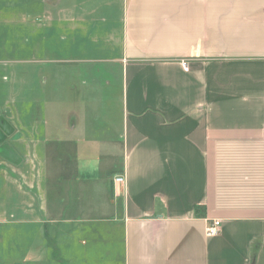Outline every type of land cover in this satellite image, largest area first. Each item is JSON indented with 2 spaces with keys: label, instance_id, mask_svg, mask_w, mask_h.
<instances>
[{
  "label": "crops",
  "instance_id": "crops-1",
  "mask_svg": "<svg viewBox=\"0 0 264 264\" xmlns=\"http://www.w3.org/2000/svg\"><path fill=\"white\" fill-rule=\"evenodd\" d=\"M2 40L0 264H264V0H0ZM56 59L122 68L101 183L31 110Z\"/></svg>",
  "mask_w": 264,
  "mask_h": 264
},
{
  "label": "rangeland",
  "instance_id": "rangeland-1",
  "mask_svg": "<svg viewBox=\"0 0 264 264\" xmlns=\"http://www.w3.org/2000/svg\"><path fill=\"white\" fill-rule=\"evenodd\" d=\"M17 12V9H16ZM34 40L38 41L34 38ZM17 42V41H16ZM10 40V49L7 48V41H0V46H5L8 55L4 53L0 56V114L8 113L16 117V104H9L8 100L15 97L13 94V86L16 83V78L11 76L4 67H16L17 51L14 49L13 43ZM30 40L25 44V54L29 52ZM34 42V41H33ZM46 39H42L40 50L43 51ZM41 54V53H40ZM1 55V54H0ZM79 55L77 58H80ZM84 57V56H82ZM43 58V56L41 57ZM48 60L49 58L46 57ZM53 58V57H51ZM55 60V59H54ZM46 61L40 67H45L44 71L51 69V79L48 82L47 88H39V98L31 107L33 114L39 115V128L43 131L45 127H49V115H64L69 114V111H74L77 114L78 122L74 125L77 130L71 132L65 130L64 126H69V122L61 124L60 121L51 119V133L54 131L57 135L70 136L76 138L78 144H74L73 151L76 152L80 149V156L85 163V167H89L90 173L93 169L96 172L98 183L106 180L107 176L102 177L104 165V152L103 144H108V141L118 140L120 138V122H121V109H122V68L111 67L102 65H80V64H66L63 60L56 59L57 62ZM18 67H33L30 65H17ZM51 67V68H49ZM57 67V70H54ZM100 71L97 75V71ZM95 77H92L91 74ZM89 74V76H88ZM15 78V80H14ZM83 83L86 87H84ZM83 88V90L81 89ZM38 89H35L37 92ZM82 91L83 93H81ZM103 94V96H102ZM36 99V96H35ZM104 100V101H102ZM20 105V104H19ZM60 118V117H59ZM69 121V119H68ZM58 131V132H57ZM62 131V132H60ZM45 133V132H44ZM106 135V137L104 136ZM47 136V135H46ZM78 138L82 139L79 142ZM109 138L107 141L106 139ZM87 147L94 149L93 153L87 151ZM98 148V149H97ZM91 154V155H90ZM90 155V157H89ZM88 158L89 161L84 159ZM92 157V159H90ZM83 163V162H82ZM82 163H79V168ZM77 167L74 166V168ZM82 169V168H81ZM92 177L95 174L92 172Z\"/></svg>",
  "mask_w": 264,
  "mask_h": 264
},
{
  "label": "built area",
  "instance_id": "built-area-1",
  "mask_svg": "<svg viewBox=\"0 0 264 264\" xmlns=\"http://www.w3.org/2000/svg\"><path fill=\"white\" fill-rule=\"evenodd\" d=\"M183 68L185 71L189 70V66L187 62H183ZM125 179L123 176H118L115 178V183H124ZM221 228V222L220 221H214L211 223L207 229H206V236L207 237H216L220 233Z\"/></svg>",
  "mask_w": 264,
  "mask_h": 264
},
{
  "label": "water",
  "instance_id": "water-1",
  "mask_svg": "<svg viewBox=\"0 0 264 264\" xmlns=\"http://www.w3.org/2000/svg\"><path fill=\"white\" fill-rule=\"evenodd\" d=\"M1 121V120H0Z\"/></svg>",
  "mask_w": 264,
  "mask_h": 264
}]
</instances>
